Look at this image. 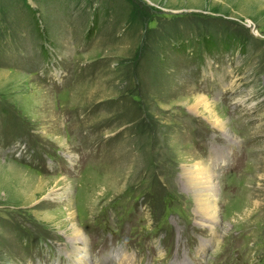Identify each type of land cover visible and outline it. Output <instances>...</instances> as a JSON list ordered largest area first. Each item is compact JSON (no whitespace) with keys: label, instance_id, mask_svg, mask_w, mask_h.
Returning a JSON list of instances; mask_svg holds the SVG:
<instances>
[{"label":"rangeland","instance_id":"rangeland-1","mask_svg":"<svg viewBox=\"0 0 264 264\" xmlns=\"http://www.w3.org/2000/svg\"><path fill=\"white\" fill-rule=\"evenodd\" d=\"M0 264H264V0H0Z\"/></svg>","mask_w":264,"mask_h":264},{"label":"bare ground","instance_id":"bare-ground-1","mask_svg":"<svg viewBox=\"0 0 264 264\" xmlns=\"http://www.w3.org/2000/svg\"><path fill=\"white\" fill-rule=\"evenodd\" d=\"M206 108L209 109L210 105L208 104ZM199 164L203 165L202 162H200ZM196 171L198 173L193 175V177L199 181L196 182V184L199 185L198 192L201 195V198L198 199L199 201L197 200L199 202V209L203 211V213L207 215L211 220H216L218 218V209L215 203V198H217L216 185L214 181L215 175H213V172L207 166L199 167ZM196 177H198V179ZM78 230L79 229L76 228L75 232H77ZM86 241L87 239L84 237V235L80 234V236L73 239L72 243L78 244L81 250H84V248L86 247Z\"/></svg>","mask_w":264,"mask_h":264},{"label":"crops","instance_id":"crops-1","mask_svg":"<svg viewBox=\"0 0 264 264\" xmlns=\"http://www.w3.org/2000/svg\"><path fill=\"white\" fill-rule=\"evenodd\" d=\"M11 161H14V160H11ZM15 164V163H14Z\"/></svg>","mask_w":264,"mask_h":264}]
</instances>
